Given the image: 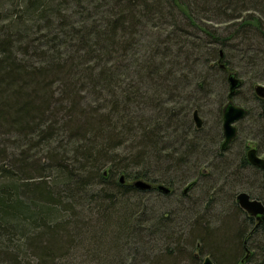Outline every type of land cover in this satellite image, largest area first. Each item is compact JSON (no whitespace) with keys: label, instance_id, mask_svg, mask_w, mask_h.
Masks as SVG:
<instances>
[{"label":"trees","instance_id":"trees-1","mask_svg":"<svg viewBox=\"0 0 264 264\" xmlns=\"http://www.w3.org/2000/svg\"><path fill=\"white\" fill-rule=\"evenodd\" d=\"M198 66L252 87L261 156L264 100L253 86L264 83V0H0V264H134L109 243L137 221L130 194L192 189L210 174L203 158L192 163L201 155L217 172L229 166L223 156L236 137L221 148V102V131L210 141L202 126L189 129L193 111L203 112L198 97L210 93ZM246 152L238 167L259 170ZM136 179L170 192L135 187ZM257 189L246 193L264 204V173ZM234 205L243 222L230 216L215 230L194 221V247L208 248L213 264H249L264 234V221L256 226ZM177 255L152 264H178Z\"/></svg>","mask_w":264,"mask_h":264},{"label":"rangeland","instance_id":"rangeland-1","mask_svg":"<svg viewBox=\"0 0 264 264\" xmlns=\"http://www.w3.org/2000/svg\"><path fill=\"white\" fill-rule=\"evenodd\" d=\"M203 24L205 25L204 22ZM200 71H202L201 75L205 74L208 77L206 89L210 91V93L198 97L199 106L203 111L199 113L203 127V132L201 133L210 141L217 130L221 131L217 108L220 102L223 105L226 103L228 84L224 81L222 83L219 79V74L216 72H205L203 69L199 70L198 66L197 73ZM252 92L250 85L243 84L239 88L238 94L233 97V102L236 105L245 108L250 107L251 118L248 117L235 123L237 136L229 144V148L223 156L226 164L229 163L226 171L217 172L213 168L215 166L210 164H216V160L212 159L211 161L209 157L201 155L197 158L194 157L192 163L200 164L199 159L203 158L200 168L206 169L204 172L210 174L199 178L197 184L187 193V199L181 196L185 183L177 186L174 194L169 197L141 192L130 194V201L136 207H140V210L136 213V223L134 221L131 222L132 228L126 239L123 237L118 242L117 239H109L111 248L118 246L117 251L121 250L120 254L115 258L118 259L123 255L122 257L126 258V263L132 262L134 264L137 263V260L145 258L147 263L142 261L137 264H152L156 256L161 255L163 257V253L170 252L173 255L180 254L177 255L178 264H192L190 256L195 253L198 255L196 264H202L204 257L209 256L212 259V256L208 248L203 247V251L200 252L199 249L194 247L195 242L201 245L198 238L193 234L196 229L194 221L196 219L199 223L204 221L205 225L215 230L222 229V224L225 221L229 223V219H233L231 217L234 215L236 216V219H234L235 223L244 221L243 215L235 210V195L239 191L257 193L258 185L263 178V173L256 168L238 167L240 154L246 152L244 146L247 143L253 144L255 141L257 143L259 138L258 129L254 128L253 123L256 121L260 103L254 99ZM258 122L262 125L261 120ZM193 127L194 122L189 129H193ZM259 154L264 157V152ZM131 180V178H128L127 182ZM145 217L151 218V220L144 221ZM166 225L169 228L168 232L164 234L161 231L165 229ZM149 228L151 234H148ZM14 241H16V237ZM262 246H264V234L260 231L253 239L251 248H249L248 254L253 258V261L249 262V264H256L262 261L264 253L261 249ZM144 251H149L150 254H144ZM244 253H241V258ZM82 255H84L83 250L77 252L78 257H82ZM134 257L136 258L135 260L133 259ZM117 264H120L119 260Z\"/></svg>","mask_w":264,"mask_h":264},{"label":"water","instance_id":"water-1","mask_svg":"<svg viewBox=\"0 0 264 264\" xmlns=\"http://www.w3.org/2000/svg\"><path fill=\"white\" fill-rule=\"evenodd\" d=\"M222 53L220 51V57ZM221 68H225L223 64H220ZM227 83H228V93H227V101L222 107V133H223V142L221 144V148L224 149L235 137L237 128L235 123L242 120L246 115V110L236 105L233 102V97L235 95L236 89L241 85V80L235 75L234 72L230 71L227 74ZM254 93L257 97L264 99V85L263 84H255L253 86ZM192 119L197 128L202 126V119L199 116L197 110H194L192 113ZM246 157L248 162L260 168L264 172V158L259 156L255 146H251L248 148L246 152ZM120 183H124V176L120 175L119 177ZM133 186L141 188V189H151L156 188L157 190L163 193H169L170 188L163 184H151L142 179H136L131 183ZM193 183L187 184L183 188V194H186L187 191L191 188ZM236 202L237 204L249 215L256 219V226L264 221V204L257 200L253 199L244 191H241L236 194ZM202 264H213L209 257H205Z\"/></svg>","mask_w":264,"mask_h":264},{"label":"flooded vegetation","instance_id":"flooded-vegetation-1","mask_svg":"<svg viewBox=\"0 0 264 264\" xmlns=\"http://www.w3.org/2000/svg\"><path fill=\"white\" fill-rule=\"evenodd\" d=\"M251 146H253V144L251 145H248V147L250 148ZM259 170L262 172V173H264L260 168H259ZM254 218V217H253ZM255 219V218H254ZM255 221H256V219H255Z\"/></svg>","mask_w":264,"mask_h":264}]
</instances>
